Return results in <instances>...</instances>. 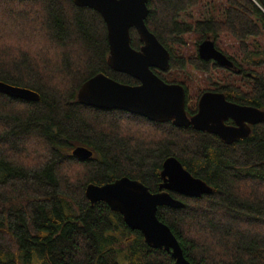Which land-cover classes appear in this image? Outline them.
<instances>
[{"label":"trees","instance_id":"obj_1","mask_svg":"<svg viewBox=\"0 0 264 264\" xmlns=\"http://www.w3.org/2000/svg\"><path fill=\"white\" fill-rule=\"evenodd\" d=\"M148 8V29L171 53L170 69L155 71L159 77L185 85L175 76L188 80L189 68L218 73L205 91L264 111V0H149ZM0 13V81L40 96L29 102L0 93V264H175L85 194L90 184L123 177L158 193L170 157L213 189L200 198L173 193L185 206L157 212L187 261L264 264V123L227 144L193 127L83 105L79 90L98 74L139 84L109 67L103 17L74 0H0ZM130 32L140 50L138 32ZM189 35L197 46L230 36L237 51L216 48L235 67L189 56ZM187 111L192 116L198 106ZM77 147L92 157L74 156Z\"/></svg>","mask_w":264,"mask_h":264},{"label":"water","instance_id":"obj_2","mask_svg":"<svg viewBox=\"0 0 264 264\" xmlns=\"http://www.w3.org/2000/svg\"><path fill=\"white\" fill-rule=\"evenodd\" d=\"M78 7L90 8L104 19L108 30L110 55L109 67L129 75L140 82L131 86L122 84L105 74L88 80L79 90L78 99L86 106L102 110H120L144 117L157 123L172 122L175 127H193L200 132L216 135L227 144L247 138L249 125L264 123V111L231 103L223 93L205 92L198 103V112L189 117L186 110L187 91L181 84L165 82L155 70L170 69L171 53L148 29L149 0H74ZM134 28L143 46L132 47L131 29ZM203 61H214L219 66L233 69L234 63L216 48L210 37L198 46ZM0 93L15 99L37 102L39 94L33 90L14 87L0 81ZM232 119L236 126H227ZM73 155L87 160L93 152L77 147ZM160 191L152 193L138 180L123 177L106 185L90 184L86 198L91 204L103 202L113 212L123 216L126 225L139 231L146 244L156 250L170 253L175 264H190L184 256L178 239L171 229L157 216L160 207L181 209L184 202L172 194L200 198L212 194L213 189L203 180L187 171L181 162L170 157L165 160L161 172Z\"/></svg>","mask_w":264,"mask_h":264},{"label":"rangeland","instance_id":"obj_3","mask_svg":"<svg viewBox=\"0 0 264 264\" xmlns=\"http://www.w3.org/2000/svg\"><path fill=\"white\" fill-rule=\"evenodd\" d=\"M3 13H0V22L3 21ZM198 40V37L196 35H189L187 36V54L189 56L192 55H198V46L196 45ZM215 41V40H214ZM218 48L222 52H235L238 49V45L235 40H233L230 36H222L221 41L216 43ZM32 49H36L35 47H32ZM31 50V51H33ZM162 72V71H161ZM187 73L189 74V79L186 80L184 76L176 75L175 79H177L176 82H184L185 85L188 88V105L193 108L198 106V100L201 96L202 92L205 90H212L214 83L219 81L220 75L218 73H211L208 76L207 74L198 73L196 70L189 68L187 70ZM177 77V78H176ZM171 81L172 79L169 78Z\"/></svg>","mask_w":264,"mask_h":264},{"label":"flooded vegetation","instance_id":"obj_4","mask_svg":"<svg viewBox=\"0 0 264 264\" xmlns=\"http://www.w3.org/2000/svg\"><path fill=\"white\" fill-rule=\"evenodd\" d=\"M216 44V43H215ZM155 71H158V72H161V71H159V70H155ZM166 82V81H165ZM168 83V82H167ZM139 84H140V82H139ZM138 84V85H139ZM170 84H172V83H170ZM173 84H175V83H173ZM177 84V83H176ZM182 85V84H181ZM184 87H185V89H186V91H187V88H186V85H183ZM205 92H214V93H221V92H216V91H204L203 93H205ZM202 93V94H203ZM202 94H201V96H202ZM225 96H226V94H224ZM201 96L199 97V100H200V98H201ZM188 91H187V105H186V110H187V107H190L189 105H188ZM199 100H198V103H199ZM226 100L227 101H229V102H231V103H235V102H233V101H231V100H228L227 99V96H226ZM237 104V103H236ZM239 105H241V104H239ZM243 106H249V105H243ZM198 112V111H197ZM197 112L194 114V115H189V113H188V111H187V114H188V116L189 117H193V116H195L196 114H197ZM225 124L227 125V126H236V123L232 120V119H229V120H226L225 121ZM260 125V124H259ZM255 126H257V125H255ZM249 127L251 128V132H252V130H253V127H254V125H249ZM204 133H207V132H204ZM208 134H210V133H208ZM251 134V133H250ZM213 135V134H212ZM216 136V135H215ZM241 140V139H240ZM239 141V140H238ZM237 141V142H238Z\"/></svg>","mask_w":264,"mask_h":264}]
</instances>
